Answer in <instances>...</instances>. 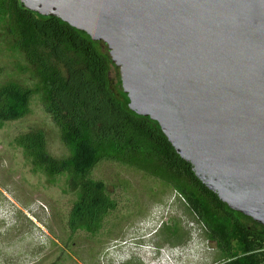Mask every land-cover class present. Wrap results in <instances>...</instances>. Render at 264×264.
<instances>
[{
    "label": "water",
    "instance_id": "95a60500",
    "mask_svg": "<svg viewBox=\"0 0 264 264\" xmlns=\"http://www.w3.org/2000/svg\"><path fill=\"white\" fill-rule=\"evenodd\" d=\"M103 44L128 109L264 229V0H19Z\"/></svg>",
    "mask_w": 264,
    "mask_h": 264
},
{
    "label": "trees",
    "instance_id": "16d2710c",
    "mask_svg": "<svg viewBox=\"0 0 264 264\" xmlns=\"http://www.w3.org/2000/svg\"><path fill=\"white\" fill-rule=\"evenodd\" d=\"M5 20V33L33 67L37 86L33 90L13 81L0 86V125L25 117L32 96H40L70 155L49 156L41 130L15 143L33 171L67 177L77 193L68 220L72 232L97 235L115 209L106 185L91 177L101 162H114L142 167L173 186L221 249L222 264H264V229L221 203L176 154L159 125L128 109L118 77L120 89L113 93L109 74L115 67L103 44L57 18L25 10L19 0H0V23Z\"/></svg>",
    "mask_w": 264,
    "mask_h": 264
},
{
    "label": "rangeland",
    "instance_id": "374dc122",
    "mask_svg": "<svg viewBox=\"0 0 264 264\" xmlns=\"http://www.w3.org/2000/svg\"><path fill=\"white\" fill-rule=\"evenodd\" d=\"M6 24L0 23V86L13 81L35 90L34 69L13 49ZM109 76L117 94V69ZM34 130L45 133L53 159L70 155L39 95L25 117L0 125V264H222L221 249L184 199L142 167L98 164L91 177L106 185L116 207L97 235L72 232L77 193L67 177L33 171L15 143Z\"/></svg>",
    "mask_w": 264,
    "mask_h": 264
}]
</instances>
